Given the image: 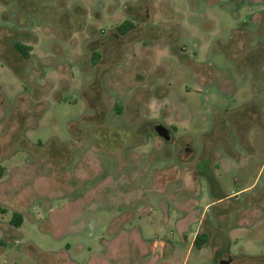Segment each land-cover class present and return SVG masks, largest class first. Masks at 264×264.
I'll list each match as a JSON object with an SVG mask.
<instances>
[{
  "label": "rangeland",
  "instance_id": "obj_1",
  "mask_svg": "<svg viewBox=\"0 0 264 264\" xmlns=\"http://www.w3.org/2000/svg\"><path fill=\"white\" fill-rule=\"evenodd\" d=\"M0 164V264H264V0H0Z\"/></svg>",
  "mask_w": 264,
  "mask_h": 264
},
{
  "label": "trees",
  "instance_id": "obj_2",
  "mask_svg": "<svg viewBox=\"0 0 264 264\" xmlns=\"http://www.w3.org/2000/svg\"><path fill=\"white\" fill-rule=\"evenodd\" d=\"M132 28H133V23H131L130 21H125L118 26V30L123 34L127 33ZM15 48L24 57L29 56V52L31 49H30V47L26 46L25 44H23L21 42H15ZM4 170L5 169H4L3 165L0 164V178L3 176ZM206 241H207V234L206 233H198L195 237L194 245L201 247Z\"/></svg>",
  "mask_w": 264,
  "mask_h": 264
},
{
  "label": "flooded vegetation",
  "instance_id": "obj_3",
  "mask_svg": "<svg viewBox=\"0 0 264 264\" xmlns=\"http://www.w3.org/2000/svg\"><path fill=\"white\" fill-rule=\"evenodd\" d=\"M125 34H127V33H125ZM101 53L100 52H98V51H96V52H94V57H93V61L94 62H98L99 60H100V57H101ZM156 132L161 136V137H163L164 139H166L167 141H169L170 139H172L173 137H172V135H171V133L169 132V130L168 129H164L163 127H161V126H158V127H156Z\"/></svg>",
  "mask_w": 264,
  "mask_h": 264
},
{
  "label": "water",
  "instance_id": "obj_4",
  "mask_svg": "<svg viewBox=\"0 0 264 264\" xmlns=\"http://www.w3.org/2000/svg\"><path fill=\"white\" fill-rule=\"evenodd\" d=\"M231 261H232V259L224 256V257L220 258L219 263L220 264H231Z\"/></svg>",
  "mask_w": 264,
  "mask_h": 264
}]
</instances>
